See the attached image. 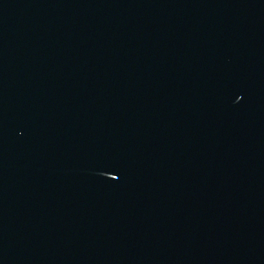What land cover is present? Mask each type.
<instances>
[{
  "label": "water",
  "instance_id": "1",
  "mask_svg": "<svg viewBox=\"0 0 264 264\" xmlns=\"http://www.w3.org/2000/svg\"><path fill=\"white\" fill-rule=\"evenodd\" d=\"M0 264H264V0H0Z\"/></svg>",
  "mask_w": 264,
  "mask_h": 264
}]
</instances>
